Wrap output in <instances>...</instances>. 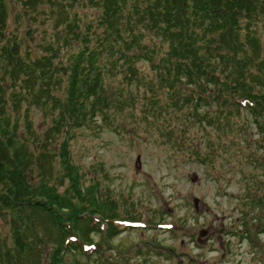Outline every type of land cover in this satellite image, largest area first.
<instances>
[{"label": "trees", "instance_id": "16d2710c", "mask_svg": "<svg viewBox=\"0 0 264 264\" xmlns=\"http://www.w3.org/2000/svg\"><path fill=\"white\" fill-rule=\"evenodd\" d=\"M20 1L26 9L43 2ZM94 1L98 29L76 31V23L65 17L68 25L56 37L65 44L77 39L76 51L60 56L61 42L54 40L47 44L49 54L28 59L21 52L22 42L7 35L11 11L8 0H0V220L10 224L12 237L10 242L0 233V264H79L77 257L87 253L85 246L96 244L94 233L107 241L121 230L115 222L123 220L92 197L93 187L83 204L72 201L80 185H75L78 175L64 149L72 128L88 124L98 114L105 117L110 106L134 103L135 96L122 83L129 88L136 85L138 93L147 87L149 93L142 97L148 102L146 111L170 114L172 108H188V118L194 116L206 126L212 122V111L230 116L246 109L264 132V44L246 32L259 10L264 11V0ZM147 33L162 42H149ZM141 60L155 70L156 82L140 72ZM118 73L121 84L110 87L109 77ZM17 86L24 89L18 91ZM160 93L169 98L165 107ZM28 98V106L52 112L46 136L36 139V135L34 148L25 133L18 136L17 114ZM207 104L216 108L210 111L204 108ZM25 119L30 132L31 121ZM62 133L61 165L74 183L66 194L48 183L55 167L49 134Z\"/></svg>", "mask_w": 264, "mask_h": 264}, {"label": "rangeland", "instance_id": "374dc122", "mask_svg": "<svg viewBox=\"0 0 264 264\" xmlns=\"http://www.w3.org/2000/svg\"><path fill=\"white\" fill-rule=\"evenodd\" d=\"M64 1L68 4L63 5ZM8 2L7 35L22 42L26 57L49 54L47 44L62 41L56 37L68 25L65 17L76 23V31L98 29L99 9L94 0H43L33 9H26L20 0ZM258 13L246 32H253L263 45L264 11ZM146 36L149 42H162L153 33ZM77 45L75 38L69 44L61 42L60 56L76 51ZM137 65L156 82L148 61ZM121 76H110L109 86L121 84ZM122 84L135 96L133 104L110 106L105 117L98 114L88 124L72 128L66 149L63 133L60 137L49 134L55 167L48 183L58 185L61 194L73 183L61 165L64 149L79 178H73L80 191L72 194V201L83 204L91 186L92 197L124 220L115 222L121 230L107 241L94 233L96 245L85 247L87 253L78 255V263L264 264V132L257 129L252 114L246 109L230 116L212 111V122L205 126L194 116L188 118V108H172L170 114L146 111L148 102L142 97L149 93L147 87H140L138 93L136 85ZM57 93L62 94L60 89ZM30 100L22 102L17 114L21 120L18 136L25 133L34 148L35 137L46 136L52 112L43 106H28ZM160 102L167 105L166 93H160ZM204 108L216 107L207 104ZM25 116L31 121L30 132ZM127 219L140 225L126 226ZM9 225L0 220V233L12 242Z\"/></svg>", "mask_w": 264, "mask_h": 264}, {"label": "water", "instance_id": "95a60500", "mask_svg": "<svg viewBox=\"0 0 264 264\" xmlns=\"http://www.w3.org/2000/svg\"><path fill=\"white\" fill-rule=\"evenodd\" d=\"M138 159H139V157H138ZM196 202H197V199H196Z\"/></svg>", "mask_w": 264, "mask_h": 264}]
</instances>
